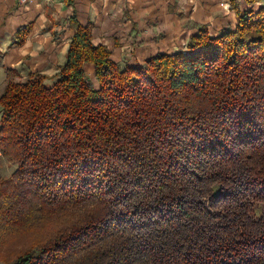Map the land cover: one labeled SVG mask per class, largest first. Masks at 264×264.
Returning <instances> with one entry per match:
<instances>
[{
    "label": "trees",
    "instance_id": "1",
    "mask_svg": "<svg viewBox=\"0 0 264 264\" xmlns=\"http://www.w3.org/2000/svg\"><path fill=\"white\" fill-rule=\"evenodd\" d=\"M223 1L235 29L135 65L74 13L51 83L10 76L0 250L25 241L4 264H264V3Z\"/></svg>",
    "mask_w": 264,
    "mask_h": 264
},
{
    "label": "crops",
    "instance_id": "2",
    "mask_svg": "<svg viewBox=\"0 0 264 264\" xmlns=\"http://www.w3.org/2000/svg\"><path fill=\"white\" fill-rule=\"evenodd\" d=\"M176 1L178 11L170 5L157 15L151 0H74L72 4L65 0H31L27 5L18 0H0V83L6 85L10 76L25 79L31 72L48 77L58 72L66 61L74 33L68 22L74 13L80 23L93 24L95 43L107 45L114 60L130 65L185 48L201 25H208L213 35L237 26L235 12L232 7V11H226L225 2ZM226 22L234 24L230 27ZM30 25L25 42L18 44L17 34ZM158 33L165 38L156 46L153 36ZM86 69L93 77V65L87 64Z\"/></svg>",
    "mask_w": 264,
    "mask_h": 264
},
{
    "label": "rangeland",
    "instance_id": "3",
    "mask_svg": "<svg viewBox=\"0 0 264 264\" xmlns=\"http://www.w3.org/2000/svg\"><path fill=\"white\" fill-rule=\"evenodd\" d=\"M219 2L222 3L224 1L220 0ZM263 3H264V0H263ZM240 4H241V7H243V8L246 7V4H244L242 0L240 1ZM170 5L173 7V10L175 12L178 11L179 7L177 5V1L176 0H151V6H152V8L155 9L154 12L157 15H158V13H161V11L166 9L167 6L169 7ZM258 5H259V3L256 4V6H258ZM230 9H231V5L227 4V10L226 11H229ZM231 11H232V9H231ZM231 20L235 23V20L233 18H231ZM234 23L227 24V22H226V24L229 25L230 27ZM230 29H233V28H230ZM219 31L220 30H214L213 33H219ZM184 36H185V34L183 36H181V39L184 38ZM153 38H154L155 45L157 44L156 46H158L159 43L164 41L165 36L163 37V33H158L157 35H154ZM62 41H64V40H62ZM166 41L168 42V38L166 39ZM86 72H89V71L86 70ZM57 74L58 73L56 72L54 75L49 76L48 79H47V82L51 83L55 79ZM90 77H91V80L95 83L93 77L92 76H90ZM12 78L17 79L18 77L14 76ZM9 79H10V77H9ZM19 79H23V77L21 76V78H19ZM4 86L5 85H2L0 83V93L3 92ZM14 171H15V165H13L12 163L8 162L5 158H3V156H1L0 157V176L8 177ZM24 241H25L24 238H20L19 240H13V241H11L10 239L7 240V243L3 244L2 249L0 250V264H4V256L6 255L5 254V249L11 251V248H12L13 250H15V249L19 248L20 245L22 246Z\"/></svg>",
    "mask_w": 264,
    "mask_h": 264
},
{
    "label": "built area",
    "instance_id": "4",
    "mask_svg": "<svg viewBox=\"0 0 264 264\" xmlns=\"http://www.w3.org/2000/svg\"><path fill=\"white\" fill-rule=\"evenodd\" d=\"M21 5H27L31 0H18Z\"/></svg>",
    "mask_w": 264,
    "mask_h": 264
}]
</instances>
